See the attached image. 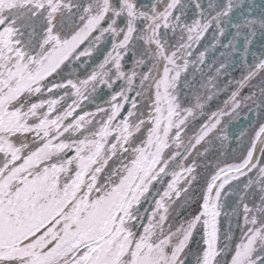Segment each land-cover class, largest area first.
<instances>
[{
	"label": "snow or ice",
	"instance_id": "snow-or-ice-1",
	"mask_svg": "<svg viewBox=\"0 0 264 264\" xmlns=\"http://www.w3.org/2000/svg\"><path fill=\"white\" fill-rule=\"evenodd\" d=\"M0 264H264V0H0Z\"/></svg>",
	"mask_w": 264,
	"mask_h": 264
},
{
	"label": "flooded vegetation",
	"instance_id": "flooded-vegetation-1",
	"mask_svg": "<svg viewBox=\"0 0 264 264\" xmlns=\"http://www.w3.org/2000/svg\"><path fill=\"white\" fill-rule=\"evenodd\" d=\"M257 3H260V0H257ZM218 55V53H216ZM80 74L83 75L85 69H80ZM234 76H238V72L232 73ZM224 79H227L225 77ZM247 89H245V93ZM226 98V94L222 93L219 98L214 99L208 103V108L210 110H216L218 106H222L223 99ZM89 107H93L89 105ZM247 115V119L244 116ZM228 118L226 117L225 120ZM203 117H201L197 124L202 122ZM261 118L255 115V112H245L241 113V116L235 120H232L228 123L227 133L229 139L221 144V141L215 138L210 137L211 142L206 143L202 146H198L201 152H204V149L207 148L208 151L204 155L196 157L199 167L197 168V180L198 183L195 185V190L197 195L199 194V189L204 185L206 179L209 178L210 174L214 171L215 166L223 164L225 162L233 163L239 160L244 149L249 146L250 138L254 136L255 130H258V122ZM241 133L243 135L241 136ZM191 134V132H190ZM236 197H229L230 201L235 200ZM191 209L182 210V215H187ZM227 224L224 218L222 217V228H226Z\"/></svg>",
	"mask_w": 264,
	"mask_h": 264
},
{
	"label": "rangeland",
	"instance_id": "rangeland-1",
	"mask_svg": "<svg viewBox=\"0 0 264 264\" xmlns=\"http://www.w3.org/2000/svg\"><path fill=\"white\" fill-rule=\"evenodd\" d=\"M89 108H91V107H89Z\"/></svg>",
	"mask_w": 264,
	"mask_h": 264
}]
</instances>
